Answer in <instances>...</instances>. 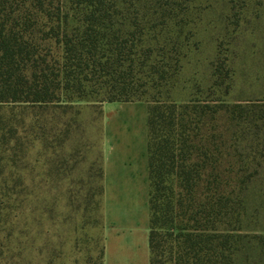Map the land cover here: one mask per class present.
Here are the masks:
<instances>
[{
  "label": "trees",
  "instance_id": "16d2710c",
  "mask_svg": "<svg viewBox=\"0 0 264 264\" xmlns=\"http://www.w3.org/2000/svg\"><path fill=\"white\" fill-rule=\"evenodd\" d=\"M209 1L0 0V264L22 261L19 173L38 112L81 101L149 104L150 264H264V99H227L221 48L206 90L173 96Z\"/></svg>",
  "mask_w": 264,
  "mask_h": 264
},
{
  "label": "rangeland",
  "instance_id": "374dc122",
  "mask_svg": "<svg viewBox=\"0 0 264 264\" xmlns=\"http://www.w3.org/2000/svg\"><path fill=\"white\" fill-rule=\"evenodd\" d=\"M231 8L227 0H210L193 10L199 49L185 59L174 99H189L198 86L206 90L220 48L233 73L227 99H264V0L237 8L238 17ZM102 105L81 101L39 110L43 128L37 142L25 147L19 173L20 264H104Z\"/></svg>",
  "mask_w": 264,
  "mask_h": 264
},
{
  "label": "crops",
  "instance_id": "0c3cea01",
  "mask_svg": "<svg viewBox=\"0 0 264 264\" xmlns=\"http://www.w3.org/2000/svg\"><path fill=\"white\" fill-rule=\"evenodd\" d=\"M104 264H150L149 104L104 102Z\"/></svg>",
  "mask_w": 264,
  "mask_h": 264
}]
</instances>
